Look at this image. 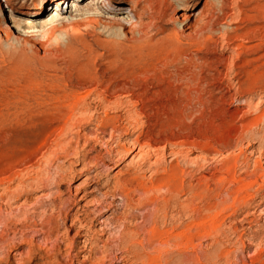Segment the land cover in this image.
Wrapping results in <instances>:
<instances>
[{"label": "rangeland", "instance_id": "rangeland-1", "mask_svg": "<svg viewBox=\"0 0 264 264\" xmlns=\"http://www.w3.org/2000/svg\"><path fill=\"white\" fill-rule=\"evenodd\" d=\"M41 1L42 0H7L6 2L5 0H0V16H2L1 13H4L7 18L12 15V20L19 19V11H35ZM55 1L56 0L53 1L54 3L46 4L47 14L44 15V25L42 24V27H38L36 31H34V35L29 37L28 40L19 37L22 33L21 24L13 25L10 22L9 26L13 25L14 27L9 29L4 23L2 24L3 16L0 17V25L4 28L6 27V31L0 32V98L3 97L1 99L5 100L7 97L6 100L8 99V101L18 99L19 102L23 103L22 106L25 107V110L29 108L27 112H31H29V115L32 114V122L34 123V128L29 130L30 133H27L25 130V133H21L23 135H20L19 141L11 144V147L8 145L10 148L4 147L2 151L0 150L2 156H7L6 158L0 157V162L4 163L2 159L5 162H7L6 160L8 159V161H12L11 159L15 156L17 158L15 157L13 160L23 158L22 156L28 154L33 147L34 150H36V148L44 142L45 147H48L47 149H41L44 156L41 153L34 154V170L29 169V172H23L24 179L32 175L34 176L35 182L34 191L31 194L34 200V233L31 231L27 232L29 238L32 236V242L34 243L24 244L20 248L14 247L12 254L15 255H12V257L8 259L9 261L6 260L2 254L1 256L3 257L0 256V264L12 262V264H58L59 260H65V258H67L66 256H74L77 251H80V242L83 238L76 236V229L68 227L71 218L65 220L61 216L59 217L57 212L54 211L51 213L50 209L53 207V201L56 202V199L59 197L58 192H61L62 198L74 200L68 207L70 214L75 213L78 215L84 210L89 211V209H93L94 205L90 203L91 198H101L100 194L106 190L114 192L112 193L113 196H109L107 201H113L116 209L118 207L116 210L117 213L124 212V209H121L124 198L121 197L117 189L119 187H115L117 191L114 189L113 183L116 173L119 170H126L127 166L131 168V172L135 169L143 182L149 183L154 178L155 174L165 167V164L166 166L168 164H176L180 169H185L183 173L186 171L185 175L182 174V178L186 184H184V187L187 188L191 184V186H195L198 181L205 180L204 177H207L211 182V184L209 182L211 187V201L228 205V203L223 202L222 199L224 198L226 190L230 189L232 186L228 182H218L222 164L226 158L235 161L236 168H234L236 176L245 174L247 177L248 173H253V170H255L257 181L249 189V193L255 195L252 199H249V206L239 207V209L237 207L235 208V212L229 209L220 213L218 219H220L221 222L219 230L221 234L219 233L220 236L217 245L213 243L214 241L212 238L207 237L206 234H200L196 240H194V249L190 248L188 251L180 249L179 251L176 249L174 250V248H168L160 251L161 253L155 251L153 253L152 250H148L149 248L142 251H139V249V252L136 250L138 254L137 257L132 258L130 261H126L124 264H183L190 261L191 256L188 254H195V251L196 253L206 252L210 256V259H207L209 263L205 261L204 258H200V261H197L198 264H251V254L256 247L262 250L260 258H264V0H169L172 4L162 24L164 30L156 32L149 31V33H155L147 40L143 37L149 33H145L146 31L143 33L134 31V35L137 38L143 36V40L124 51V53H126L125 57H128L130 60L133 59L130 70L133 73L139 70H145V75L148 77L149 84L152 82L151 74L153 73L159 74L158 72H162L164 74V79H166L168 76L176 75L177 71L189 65L191 69L193 68V72H199L204 65L203 63L207 61L208 63L204 65V68L209 74L214 76L211 82L212 84L214 83L213 91L211 95H207V97L210 99L213 96V98L207 104V107L205 106L200 111V107L195 105L186 109L174 106L173 102L175 99L173 96L168 93L160 94L153 100L151 103L152 105L141 110L143 113L139 115L140 117L138 116V122L140 121V124L137 123L134 127L132 126V128L127 123L125 124L126 120H121L122 125L128 128V133H126L127 130L125 132L121 130L122 132L119 131V134L117 133L111 137L110 127H107L104 133L97 134V139H94L93 135L96 134H93L91 131L89 132V129L93 130L96 120L98 121L104 118L106 107L104 103L100 101L102 88L95 84L100 80V76L94 78V75L100 74V70L108 66V60L114 51H119L117 43L121 40V36H114L115 31L117 33L119 27L116 24L113 25L114 23L112 24L114 27L106 26L103 22L101 23L102 20L99 19L97 15L105 16V14H107L105 12L101 14L86 13L76 16V18L71 21L64 19L61 23L56 21L54 24H50L49 19L53 16L61 18L75 15L80 11H85L86 6L93 2V0H63L64 2L60 4L61 6L57 7ZM119 1L121 2L122 0H118V2ZM184 2H189L190 11H182L180 9ZM109 3L111 2L103 1V5H108ZM121 5L124 8V14H128L127 12L129 11L131 2L129 0H124ZM12 8H14V10ZM185 12L187 14L191 12L192 16L182 29L179 27V15ZM56 14L58 16H56ZM129 17H131V15H129ZM23 18H26V20L40 19L38 16H23ZM132 18L135 20V17L132 16ZM196 22L197 24L199 23V25L204 24L203 26L201 25L204 28L203 33L195 40L198 42H186L184 44L185 40L182 39V43L186 49V55L191 57L193 59L192 61L196 63L188 64L183 58L178 60L173 50L167 51L160 49L159 42L165 39V35H167V38L175 31L181 32L184 30V33L189 32L191 27L190 29L184 28L189 24L196 25ZM72 24L73 27H71ZM126 26L129 27V24L126 23ZM151 28L152 27L148 30H151ZM76 30L79 32L77 33ZM83 62L84 65L82 64ZM88 74H92L93 78L92 75L89 76ZM119 78L120 76H117L115 80ZM89 79L94 80L90 85L87 84ZM105 84H107L106 81ZM181 86L183 88L185 87V81L181 82ZM115 94H113V96L110 95L111 97L109 96L111 105L114 106L112 102L118 97V100L123 99V101H125L123 107L120 106L117 112L115 109H111V112L108 111L107 113L109 116L120 115V117H122L123 112L129 111L132 105L127 102L128 97H126L124 93L123 95L122 92ZM74 97L81 98L84 103L80 101L81 103L78 104V106L81 104L80 108L77 107L78 109L76 108L70 116H75V118L72 117V119L70 118L69 120L68 116H64L63 113L68 109V104L74 101ZM84 110L86 113H84ZM57 111L60 113L59 116L57 115ZM81 112H83L84 117L80 115L82 114ZM74 113L76 114L74 115ZM78 116H82V118L85 119L83 123L81 122V127L77 125L78 120L76 119H79ZM87 116L90 118H87ZM73 119L74 124L76 120V125L78 127H66L71 120L70 123H73ZM60 126L64 128L58 139L60 145L53 147L52 142L55 139L54 128H61ZM243 130L244 132L246 131V133H244ZM169 132H172V135H169ZM242 132L244 134H242ZM177 133L179 134L173 137V134ZM137 135H143L142 137L148 140L150 145L152 144V148L157 147L154 157H150L151 161H148L153 162L155 158L161 157L158 163H142L140 160L139 162L142 164L138 166L139 164H137L136 159L131 161V156H129L116 166L111 165L112 167L98 168L89 173L83 172L81 175L74 173L83 171L82 169H86L89 164H92L94 156H98V158L99 156L101 158H103V155L106 156V149H108V147H113L117 140H123L125 138L133 139ZM107 138L108 140H106ZM112 138L114 139L112 140ZM181 138L193 140L197 146H195L194 149L190 148L188 145H182L180 144ZM173 140H176L175 143ZM176 143L178 145H176ZM174 145L180 148L182 146L183 148H181V150L178 147L176 151ZM16 146L18 149H16ZM58 149L60 152H58ZM187 149H189V151ZM64 150L70 151L68 157L62 154ZM174 150L175 152H173ZM24 151H26V154ZM88 151L90 152L87 153ZM178 151L180 153H178ZM186 151L188 153H186ZM21 152H23L22 155H20ZM157 153L160 156L157 155ZM184 153L186 157L183 155ZM9 154L13 156L10 157L11 159L8 158L10 156ZM73 154H75L77 158L80 157L79 161L72 157ZM83 154L84 156L91 157L84 159L82 156ZM203 155L207 156H205V161L200 159L198 160L199 163H192V159L194 160L195 157L197 159L202 158L204 157ZM69 167L75 171L70 173V176L68 175V180L65 179L61 182V187L58 189V183L55 182V179L60 172L69 170ZM95 172L100 173V182H98V186H103V188L100 189V191L89 193L91 188L95 187V184L89 185V181H87L86 178L95 174ZM73 174L76 175L74 178L72 177ZM68 187H70V191H67ZM137 192L138 191L134 193L131 192L133 198H131L133 200H131L132 205L130 209L125 210L126 214L129 212L130 215L128 213L127 223L124 224H126V228L130 230L136 229L139 234L143 236L144 233L150 229L153 216L150 215V211H152L151 209L153 206L149 209V205H138V202L141 201L143 197L139 196ZM186 198H188L187 194L181 193L178 197V201H186ZM2 203L3 202L0 204ZM0 206H3V204ZM115 207L112 209L110 208L108 211L106 210L107 207H100L97 212L101 211L100 213H102V215H99L100 218L101 216L103 218L106 216L109 218L111 216L110 212H114L113 210ZM167 209V215L165 214L163 218L157 215L153 216L156 221L159 220V224H162L164 221V229L171 230L174 226L189 223L187 222L190 221L188 213L177 215L173 207H168ZM145 213L147 214L145 215ZM148 214L149 216L147 219L146 217ZM96 219L91 229L93 235L96 238H100V240H105L109 238V236L114 239L115 235L118 233H116V230H114V232L106 231L104 235H99L103 233L102 229H104V226L99 223L98 217ZM149 219L151 221H149ZM42 220H44V222H60V232H65L66 236L63 235L65 238L64 241H60L58 250L60 253L58 255L56 254L58 252L53 251L50 245L48 246L49 248L46 247L47 251H45L46 248H43L41 236L38 235L39 233L36 231L38 224ZM8 237L13 239L12 233H9ZM201 237H204V239ZM13 240L12 245L14 244L16 246L18 241L17 239ZM111 241H115V239ZM251 241L252 243H250ZM100 242L101 241L96 244L97 248L102 244V242ZM216 246H220L221 251L223 250L221 258H216L217 255H212V251L216 249ZM48 249H50V253ZM216 251L217 250H215V252ZM51 252H53V254ZM147 252L154 254L156 258L152 261H147L144 256ZM86 254L85 250L81 251L77 254L79 255L78 259L71 264H85L83 261ZM139 255L140 257H138ZM34 256L38 258L36 262L34 261ZM57 258H59V260ZM253 264L256 263L254 262Z\"/></svg>", "mask_w": 264, "mask_h": 264}, {"label": "bare ground", "instance_id": "bare-ground-1", "mask_svg": "<svg viewBox=\"0 0 264 264\" xmlns=\"http://www.w3.org/2000/svg\"><path fill=\"white\" fill-rule=\"evenodd\" d=\"M5 1L7 2V0H5ZM53 1L54 0H42L41 3L37 6V8H36L37 10H35V11H30V10L19 11V16H20L19 19H13L12 20V15L9 16V18H7V16L4 15V13H1V15L3 16L2 24L4 23V25L6 27H8L9 29H12L14 27L13 25L21 24L22 33L19 37L20 38L22 37V39L24 38V39L28 40L29 37L34 35L33 34L34 31H36V29L38 27H42L44 25L43 24L44 23V20H43L44 15L47 14L46 4L52 3ZM103 1H107V2L110 1L111 3H109L108 5H103ZM109 1L108 0H93V2L89 3L86 6L85 11H80L79 13H77L75 15H70L68 17L57 18V17L53 16L52 18L49 19V23L54 24V22H56V21H59V23H61L64 19L71 21L74 18H76V16H80V15L86 14V13H89V14L100 13L101 14L102 12H105V13H107V14H105V16H100V15L96 14L99 17V19L102 20L101 23L103 22L106 26H109V27L112 26V24L114 23L113 25L116 24L119 27L117 33H116V31L114 33V36H121V40L118 43L116 42L118 47H119L118 48L119 51H114L112 53L110 59L108 60V66L105 69H101L99 72L100 74L94 75V78H98L100 76V80L95 84H96V86H99L102 88L101 89L102 90V96L100 97L101 98L100 101L102 103H104V105L106 107L104 118H101L98 121L96 120L95 128L93 130L89 129V132L91 131V132H93V134L94 133L96 134V135H93L94 139H97V137H98L97 134L104 133V131L107 127H110L109 129L111 131V137L113 135H116L121 130L122 131L124 130V132L127 130L126 133H128V128L125 125H122L121 120H123V119L126 120L125 124L127 123L131 127L132 126L134 127V125H136L137 123L140 122V121L138 122V120H139L138 116L142 115L143 112H141V110L143 108H146V107H149L150 105H152L151 103L153 102V100L156 98V96H158L160 94L168 93L171 96H173L175 99L173 102V105L177 106V107L179 106L182 109L193 107L195 105L197 107H200V111H201L202 108H204L205 106L207 107V104L213 98V96H212V98L208 99L207 95H211V93L213 91V84H214V83L213 84L211 83L213 81L212 79L214 78V76L212 74H209L206 71V69L204 68L205 67L204 65L208 63L207 61H205V63H203L204 65L202 66V69L199 72H193L192 71L193 68L191 69L190 65H189L185 68L182 67L183 69L177 71L176 75H174V76L171 75V76L167 77L165 75L167 77L166 79H164V74L162 72H158L159 74L153 73V74H151L152 75V82H150L148 84V79H147L148 77H147V75H145L146 74L145 70H142V71L139 70V71L133 73L130 70V66L132 65L133 59L130 60L128 57H125L126 53H124V51H126V49L133 47L132 45L135 46L138 42L143 40L142 39L143 36H140L139 38H137L134 35V33L136 31L142 32V33L146 31L145 33H149V31H155L156 32V31L164 30V27L162 26V24L165 21L167 11L169 9H171L172 3H170L169 0H129L131 2V5L129 7V11L127 12L128 14L125 15L124 14V8L121 5L122 1L124 2V0H122L121 2L120 1L118 2V0H109ZM63 2H64L63 0H56L55 1L57 7L61 6L60 4ZM141 3H143V4H141ZM12 9L14 10V8H12ZM60 9H62V8H60ZM180 9L182 11L183 10L190 11L189 10L190 9L189 2H184ZM77 11H79V10H77ZM96 15H95V17H96ZM129 15H131V17H129ZM2 16H0V17H2ZM23 16L24 17L25 16H28V17L38 16L40 19H38V20H32V19L26 20V18H23ZM56 16H58V15L56 14ZM132 16L135 17V20H134V18H132ZM191 16H192L191 12L189 14H187L186 12L181 13L179 15V27H181L183 29V27L187 24V22ZM10 22L13 25L9 26ZM197 22H196V25H194V24L190 25L189 24L187 27L184 28V29H190V27H191V30H189V32L184 33L183 32L184 30L181 32L175 31L173 34L169 35L167 38H166L167 35H165V39H163L159 42L160 43L159 44L160 49L167 50V51L173 50L175 52L176 58L178 60L183 58V60L188 64L194 63L195 61L193 62L192 61L193 59L186 55V53H185L186 49L182 43L183 42L182 39L185 40L184 44L186 42L193 43L197 39V37L203 33L204 28L202 26L204 24L203 25L201 24L202 25L201 26V25H199V23L197 24ZM126 23L129 24V27L126 26ZM73 24L71 25V27H73ZM6 27L4 28L3 26L0 25V32L4 31V30L6 31ZM112 27H114V26H112ZM150 27H152L151 30H148ZM78 32L79 31H77V33ZM155 32L149 33L146 36H144L143 38L147 40L150 37H152V35ZM64 37H66V36H64ZM197 42L198 41H195L194 43H197ZM115 47H116V45H115ZM143 52H145V51H143ZM82 64L84 65V62ZM91 75H89V76H91ZM117 76H120V78L115 80ZM92 78H93V75H92ZM95 80H97V79H95ZM93 81H94L93 79H89L87 84L90 85L93 83ZM105 81L107 82V84H105ZM182 81H185V87L184 88L181 86ZM119 92H122V95L124 93V95H126V97H128L127 102L130 103L132 105V107L129 111H124L122 117H120V115L109 116L107 112L108 111L111 112L110 111L111 109H115L117 112V110L119 109L120 106L123 107V104L125 102V101H123V99L118 100L117 99L118 97L115 99L113 98L114 102H112V104H114V106L111 105V100L109 99L110 95L113 96V94L119 93ZM1 98H3V97H1ZM1 98H0V150L2 151V149L4 147H9L8 145H10V147H11V144H14V143H16V141H19V137H21L20 135H23L21 133H23L25 130L27 131V133H30L29 130L34 128V123L32 122L33 121V119H32L33 117H31L32 114L29 115L30 111L27 112V110L29 108L27 110H25V107L22 106L23 105L22 102H19L18 99H16L17 101L16 100L8 101V99L6 100L7 97L5 98V100L1 99ZM80 101H82L81 98L76 97L74 99V101H72L68 104V109L63 113V115L68 116L69 120H70V118L72 119L73 116L70 117L72 115L71 113L73 111H75L77 107L80 108L81 104L78 106V104L81 103ZM122 110H124V109H122ZM58 111H60V110H58ZM58 111H57V113H58L57 115L59 116L60 113ZM87 111H88V109H87ZM78 113H80V112H78ZM81 113L82 114H80V115H82L84 117L83 112H81ZM84 113H86L85 110H84ZM75 114L76 113H74V115ZM82 116H78L79 119H76V120H78V122H77L78 124L76 123V120H75V124H74V119H73V123L72 124L70 123L72 121L71 120L69 122V124H71V125L68 124L66 127L77 126V125H79L81 127V125H80L81 122L83 123V120H85L84 118H82ZM88 117L89 116H87V118ZM73 118H75V116ZM202 118H203V115H202ZM93 121H94V118H93ZM64 125H66V124H64ZM82 126H84V125H82ZM63 130H64L63 127L54 128L55 139L52 142L53 147L54 146L57 147L58 145H60V142L58 139L61 136ZM130 130H131V128H130ZM243 132H244V130H243ZM243 132H242V134L246 133V131L244 133ZM169 133H170L169 135H172L171 134L172 132H169ZM178 134L179 133L173 134V137H176ZM180 135H181V133H180ZM142 136L137 135L133 139L132 138L131 139L125 138L123 140L122 139H119V140L115 139V140H117L116 143L114 141L115 145H113V147H111V148L108 147V149H106V151H105L106 156L103 155V158H101L99 156L100 159L98 158V156H94L93 157L94 160H92V164H89V166H87L86 169L85 168L82 169L83 171L74 172V173H78L81 175L83 172L89 173L91 171H95L98 168L100 169V168H104V167L116 166V165L120 164L122 161H124L129 156H131L130 157L131 161L133 159H136L137 164H139L138 166H140L142 163H147V162L151 161L150 157H154L155 151H157V149H156L157 147L152 148V146H151L152 144L150 145L148 140L144 139ZM241 137H242V135H241ZM68 138H70V137H68ZM109 139H110V137H109ZM113 139L114 138H112V140ZM106 140H108V138ZM149 141H150V139H149ZM170 141H171V139H170ZM175 141H174V143H175ZM181 141H180V144L188 145V146H190V148H194L195 146H197V145H195L193 140L191 141L188 139H182ZM156 142H158V141H156ZM176 145H178V144L176 143ZM104 147H105V143H104ZM178 147H176V151L178 150ZM43 148H46L45 142L42 143L38 148H36V150H34V147H33L29 151L28 154H26V151H24L26 155L22 156L23 158L13 160L16 156L13 153H11L15 156L13 159H11L10 157H13V156L10 154H9L10 156L8 155L9 156L8 158H10L12 161H8L9 160L8 159V160H6L7 162H5L2 159V161L4 163L0 162L1 163V165H0V203L3 202L2 203L3 206H0V256L3 254L4 258L6 260L10 259L12 257V255H15V254H12L14 247L20 248L24 244L34 243V242H32V236H30L31 238H29L27 232L31 231L34 233V200L31 197V194L34 191V183L35 182H34V176H32V175L27 176L24 179L23 178V174H24L23 172L24 171L29 172V169L34 170V154L41 153L44 156L43 151H41V149H43ZM181 148H183V147L181 146ZM16 149H18V147ZM180 149H179V151H180ZM187 150L189 151V149H187ZM8 151H9V149H8ZM179 151H178V153L181 152V151L180 152ZM10 152H14V151H10ZM58 152H60L59 149H58ZM58 152H57V154H58ZM69 152L70 151H68V150H64L62 154L64 156L68 157L70 155ZM89 152L90 151H88L87 153H89ZM173 152H175V150ZM7 153H9V152H7ZM186 153H188V152L186 151ZM22 154H23V152H21L20 155H22ZM57 154H56V156H57ZM163 154H164V151H163ZM173 154L176 155V153H173ZM0 155H1V153H0ZM76 155H78V154H76ZM157 155H159V154L157 153ZM183 155L185 156V153ZM82 156L84 157V159L91 157V156L90 157L84 156V154ZM176 156H179V155H176ZM203 156L204 157H202V158H199V156H198L199 159H197L195 157L194 160L192 159V163L197 164V163H199L198 160H200V159L205 161L206 155H203ZM0 157L6 158L7 156L4 157L1 155ZM72 157H74L75 160L79 161L80 157L77 158L75 156V154H73ZM1 158H0V160H1ZM36 158H38V157H36ZM160 158L159 157L155 158V160L153 162H149V163H155L156 164V163H158ZM140 160L142 163L139 162ZM57 165H59V164H57ZM160 165H161V163H160ZM235 166L236 165H235L234 160H232L230 158L229 159L226 158L223 161L222 168H221L222 170L220 171L219 178H218L219 183H224V182L227 183L228 182L232 186L230 189L226 190L224 198L222 199V201L228 203V205L222 204V203H215V202L211 201V194H210L211 182L209 181V179L207 177H204L205 180L204 179L200 180V181H198L197 184L195 183L196 184L195 186H191L192 185L191 184L189 186L187 185L188 186L187 188L184 187L185 183H184V180L182 178V174L185 175L186 171L183 173V170H185V169H183V170L180 169V167L176 164H168L167 166L165 164V167L162 166L163 167L162 170L160 172H157L155 174L154 178L149 183L143 182L140 179V176H138L135 169L131 172L130 171L131 168H128V166H127L126 170H119L115 175V181L113 183V187H114V189H115V187L120 188V189L119 188H117V189L119 190L121 197L124 198V202H123V205L121 207V209H124V212H118V213L116 212L118 207L116 209L113 201H110V202L107 201L108 197L109 196L112 197L113 196L112 193H114V192H112V191L109 192L108 190H106V191L102 192V194H100L101 198H95V199L91 198V200L89 199L91 205H94L93 209H89V211L84 210L78 215L75 213L70 214V212H69L70 210H68L69 209L68 207L72 204V202L74 200H71L70 198H62L61 197L62 194L59 191L58 192L59 197L56 199V202L53 201V204H52L53 209L51 208L50 211H51V213H53L54 211L57 212L59 214V217L61 216L65 220H67L68 218H71V221H70V224L68 225V227L71 229H76V236H78L79 238H83V240H81V242L79 241L81 243V246L79 247L80 251H77L74 256L73 255H71V256L65 255L67 257V258H65V260L62 259L60 261L59 258H57L59 260L58 264L74 263L75 260H77L79 257V255H77V254L80 253L81 251H84V250L87 253L86 256H84V261H83L85 264H119V263L124 264L126 261H130L132 258L137 257L138 254H137L136 250L138 251L140 249L139 251H142V250H145L146 248L147 249L149 248L148 250H152L153 253H154V251L159 253L160 251H163L164 249L166 250L168 248H172V249L174 248V250L176 249L179 251H180V249H184L185 251H188V249H190V248L194 249L193 248V246H195L194 240H196V238L200 234H206L207 237L212 238V240L214 241L213 243H216V245H217V243L219 242V236H220L219 233L221 234V232H219L221 222H220V219H218V217L220 216V213L227 211L229 209H232L233 212H235V208L238 207V209H239V207H241V208L245 207L246 205H248L249 199H252L255 196L254 194L249 193V189L257 181L256 180L257 178L255 177V175H256L255 170H253L254 171L253 173H248L247 177L245 176V174H243L242 176L241 175L236 176L235 175V168H236ZM35 168H36V166H35ZM139 169H140V167H139ZM257 169H259V168H257ZM260 169H261V166H260ZM57 170H59V169H57ZM73 171H75V170H73L72 168L69 167V170L60 172L58 174L57 178L55 179L56 180L55 182L58 183V189L61 187V182L65 179L68 180L69 179V178L67 179L68 175L70 173H73ZM156 171H158V170H156ZM258 171H260V170H258ZM99 174L100 173L95 172V174L90 175V176H88V178H86V180L89 181L88 182L89 185L95 184V187L91 188L89 193H94L95 191L96 192L100 191V189L103 188V186H101V187L98 186V182H100L99 181ZM188 174H189V172H188ZM188 174H187V176H188ZM73 175H72V177L74 178L76 175L75 174H73ZM210 177H211V175H210ZM199 178H198V180H199ZM211 179H212V177H211ZM44 181H46V180H44ZM209 182H210V184H209ZM56 183H54V184H56ZM113 187H111V188H113ZM67 191H70V187L67 188ZM130 191L133 193L138 191L137 192L138 195L143 197L142 200L138 202V205L139 204L140 205L141 204L149 205L148 206L149 209L153 206L151 209L152 211L149 210L151 212V213L149 212L151 216L157 215L158 217L163 218V216L166 214V210H168L167 208L173 207V209L176 211L177 215H181L182 213L183 214L188 213V216L190 217V219H189V217H188V219L190 221H187V222H189V223H187L185 225H183L184 224L183 223L182 225L174 226L171 230H168V229H164V227H165L164 221L162 224H159L158 223L159 220L156 221L152 216V219L150 218L152 221L149 219V221L152 222L150 229L147 228L148 230L146 231V233H144L143 236H141L136 229L130 230V229L126 228V226H125L126 224H124V223H127V217H128L129 212L126 214L125 210L131 208L130 207L132 205L131 200L133 199ZM181 193L187 194L188 198H186L187 199L186 201H183V202L178 201V197ZM39 202H41V201H39ZM39 202H38V204L40 205ZM2 204H0V205H2ZM100 207H107V209H106L107 211L110 208L112 209L113 207H115V209L113 210L114 212H110L111 216L109 215L110 216L109 218L107 216L104 218L101 216V218H100L99 215H102V213H100L101 211L97 212L100 209ZM42 210H44V209H42ZM146 212H148V211H146ZM146 214L147 213H145V215ZM129 215H130V213H129ZM148 216H149V214L146 217L147 219H148ZM36 217H38V216H36ZM97 217L99 218V223L104 226V229H102L103 233H100V231H99V233H100L99 235H104L106 233V231L107 232H112V231L114 232V230H116V233L117 232L118 233L117 234L115 233L116 234L114 237L115 241H111L114 239L111 238L110 236H109L110 240H109V238H106L105 240H100V238H96L93 235V232L91 231V229H92V226L94 225L95 221L97 220L96 219ZM157 219H159V218H157ZM177 219H181V218H177ZM177 219H176V221H177ZM176 223H179V222H176ZM176 223H174V224H176ZM172 225H173V223H172ZM60 226H61L60 222H57V221H55V222H51V221L44 222V220L40 221L36 231H38L37 232V233H39L38 235L41 236V239L43 241V248H46V247L49 248L48 246L50 245L52 247L53 251L58 252L59 247H60V241L61 240L64 241V239H65L63 236V235H65V232L64 231L60 232ZM9 233H12L13 239H17L18 242H17L16 246L14 244H13L14 246L12 245V241H14V240L10 239V237H8ZM33 237H34V235H33ZM202 239H204V237ZM99 241H101L102 244L99 245L100 246L99 248H97L96 244ZM110 241L115 243V244L111 243ZM250 243H252V241ZM41 247H39V248H41ZM47 248L45 251H47ZM49 250L50 249H48V252H49ZM60 250H62V249H60ZM215 250H217V251L215 252ZM222 251H221L220 246H216V249H214V251H212V255H217L216 258H221ZM51 253L53 254V252H51ZM59 253H60V251L56 254L58 255ZM261 253H262V250L260 248L256 247L254 252L251 254L252 255L251 256L252 257L251 264H253L254 262L256 264H264V258H262V259L260 258ZM48 254H47V256H48ZM52 254H51V256H52ZM26 255H27V253H26ZM188 255L191 256L190 261H188L187 263H183V264H198L197 261H200V258H204V260L208 261V263H209V260H207V259H210V256L206 252L205 253H196V251H195V254L190 253ZM144 256H145V259H147V261H152L156 258L154 256V254L148 253V252L145 253ZM1 257H3V256H1ZM138 257H140V255ZM57 259H55V260H57ZM37 260H38V258L34 256V261L36 262ZM226 260H225V262L227 263ZM0 262H1V260H0ZM12 263H7V264H12Z\"/></svg>", "mask_w": 264, "mask_h": 264}]
</instances>
